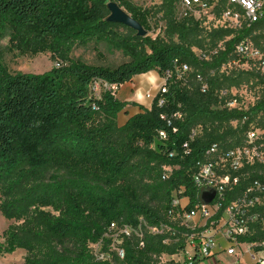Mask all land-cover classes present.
I'll use <instances>...</instances> for the list:
<instances>
[{
	"label": "trees",
	"instance_id": "obj_1",
	"mask_svg": "<svg viewBox=\"0 0 264 264\" xmlns=\"http://www.w3.org/2000/svg\"><path fill=\"white\" fill-rule=\"evenodd\" d=\"M179 2L163 0L164 37H153L150 10L132 0H0V41L8 39L7 50L32 58L50 54L58 64L44 73H13L0 50V210L21 222L0 235V256L24 249V264H182L162 260L184 254L191 233L171 219L173 194L183 189L180 196L191 199L189 208L198 202L199 164L212 144L239 146L249 123L264 129V94L246 111L225 106L243 73L226 76L221 70L233 58L246 63L234 49L254 29L215 30L202 46L194 41L199 20L178 18ZM111 3L147 35L109 21ZM224 4L220 0L218 12ZM99 44L129 61L111 68L72 56L77 48ZM195 46L208 58L201 59ZM184 65L189 71H182ZM153 71L165 82L151 108L139 106L124 124L119 118L130 103L116 92L99 97L91 92L95 81L121 87ZM247 74L264 82L259 72ZM244 116H249L245 126L231 124ZM246 184L241 180L227 193L224 207ZM141 219L172 228L175 235L145 233L143 245L125 237L123 259L95 258L91 245L107 250L114 240L112 224L138 227ZM255 229L239 240L264 239L262 223Z\"/></svg>",
	"mask_w": 264,
	"mask_h": 264
},
{
	"label": "built area",
	"instance_id": "obj_2",
	"mask_svg": "<svg viewBox=\"0 0 264 264\" xmlns=\"http://www.w3.org/2000/svg\"><path fill=\"white\" fill-rule=\"evenodd\" d=\"M224 1L220 13L230 28L236 31L254 29L253 37H247L235 45L234 55L246 60L243 65L257 68L264 78V0ZM219 3L220 0H180L182 11L179 18H201V13L208 9L211 12L217 11ZM230 39L231 37L227 38ZM222 45L223 43L219 46ZM197 55L201 59L208 58L203 52ZM229 64L240 65L236 58L231 59ZM182 71H189V67L184 65ZM198 79L202 81L200 76ZM119 88L116 84L99 80L92 84L91 92L99 97L102 91L117 92ZM203 88L205 90L206 86ZM223 95H227V92H223ZM147 97L151 98L152 94L148 92ZM225 106L229 109L238 108L232 99ZM248 121L249 116H244L231 124L235 127L245 126ZM207 156L199 164V171L194 178L198 202L189 208L191 199L180 196L183 189L173 194L172 205L176 212L170 213L171 219L178 226L189 229L191 233L187 235L186 252L168 259L182 264H226L217 256V250L225 244V252L233 258V264H244L245 258L250 264H264V239L256 242L239 240L240 237L252 236L256 232L257 223L264 226V129L251 122L244 129L243 142L239 146L224 148L215 143L209 148ZM241 180L247 182L243 192L224 207L227 193L233 191ZM203 190L216 191L210 204L200 201ZM141 220L138 227L112 224V244L121 242L125 237H135L143 245L145 233L156 235L168 231L175 235L172 228L151 227ZM169 242V239L165 240V243ZM91 247L95 258L104 261V251L97 250V247L103 248L102 244H93ZM124 255V249L120 246L117 256L123 259Z\"/></svg>",
	"mask_w": 264,
	"mask_h": 264
},
{
	"label": "rangeland",
	"instance_id": "obj_3",
	"mask_svg": "<svg viewBox=\"0 0 264 264\" xmlns=\"http://www.w3.org/2000/svg\"><path fill=\"white\" fill-rule=\"evenodd\" d=\"M132 2L137 6L150 10L152 15L151 24L153 27V30L150 33L151 36L156 37L160 35L161 37H164L165 22L162 20L163 0H132ZM181 11V7L178 4L176 8L178 18ZM197 20L200 22L201 29L194 41L201 42L202 46H208V39H206V37L210 33L222 28H230L223 20L221 13L218 11L211 12V9L201 13V18L197 17ZM120 31L125 34L127 33L124 29H120ZM7 46V38L0 41V50L3 53L4 63L13 73L24 72L39 74L51 70L56 65V62L51 59L50 54L39 55L34 58L21 56L18 53L9 52ZM193 51L196 54L202 52L197 46L193 48ZM72 56L76 59H82L92 65H104L111 68H115L124 62L129 61V58L122 52L111 50L106 44L90 45L87 48H77L72 52ZM248 72L257 74L258 69L251 65L227 64L221 70V73L226 76H230L233 73H243L242 83L239 86H233L229 89L235 106L242 108L243 110H248L254 106L264 94V82L259 77L254 78L253 76L248 75ZM164 82L165 80L155 71L139 75L136 76L132 82L124 85L123 88L120 87L116 92L117 97L126 99V101L131 104V110L133 111L139 110L140 105L150 108L157 92ZM122 91L124 93H122ZM148 92L152 94L151 98L147 97ZM260 118L264 120V115L260 116ZM124 120V115H121L119 119L120 124H122ZM20 224L21 222L19 221L7 219L0 210V235H2L9 227ZM119 247L120 242H116L109 245L107 250H103L102 247H97V250L104 251V261L114 263L115 257L117 256V249ZM26 255V250L18 249L12 254L1 255L0 264H24ZM167 259L168 258L166 257L162 258L163 261H166ZM245 261L248 262V259H245Z\"/></svg>",
	"mask_w": 264,
	"mask_h": 264
},
{
	"label": "water",
	"instance_id": "obj_4",
	"mask_svg": "<svg viewBox=\"0 0 264 264\" xmlns=\"http://www.w3.org/2000/svg\"><path fill=\"white\" fill-rule=\"evenodd\" d=\"M111 15L109 21L125 25L136 31L139 36H146L147 32L128 12L121 8L116 3L109 5ZM216 196L215 190H203L200 194V201L205 204H210Z\"/></svg>",
	"mask_w": 264,
	"mask_h": 264
},
{
	"label": "crops",
	"instance_id": "obj_5",
	"mask_svg": "<svg viewBox=\"0 0 264 264\" xmlns=\"http://www.w3.org/2000/svg\"><path fill=\"white\" fill-rule=\"evenodd\" d=\"M128 84V83H127ZM127 84H125V85H127ZM122 88L124 87V85L123 86H121ZM123 90V89H122ZM124 91V90H123ZM122 91V93H124ZM121 99V98H120ZM121 100H123V101H126V99H121ZM127 102V101H126ZM141 106V105H140ZM144 108H147L146 106H144ZM151 108V107H150ZM150 108H147V109H150ZM139 112V110H135V111H133V110H131V104L128 106V109H127V111H125L122 115H124V118H125V120H124V122L122 123V124H124L125 122H126V120L129 118V116L130 115H133V114H136V113H138ZM120 119V118H119ZM225 249H226V247H225V244H222V248L220 249V250H217V256H218V258L219 259H222L223 261H225L226 262V264H233V258L231 257V256H228L227 254H226V252H225ZM245 259H247V258H245ZM244 264H249V261L247 262V261H245L244 260Z\"/></svg>",
	"mask_w": 264,
	"mask_h": 264
}]
</instances>
